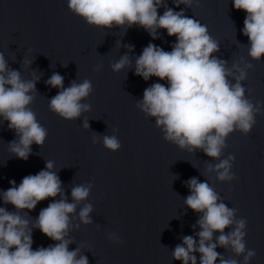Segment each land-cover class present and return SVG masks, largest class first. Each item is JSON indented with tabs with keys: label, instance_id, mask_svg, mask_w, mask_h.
<instances>
[{
	"label": "clouds",
	"instance_id": "9594fccd",
	"mask_svg": "<svg viewBox=\"0 0 264 264\" xmlns=\"http://www.w3.org/2000/svg\"><path fill=\"white\" fill-rule=\"evenodd\" d=\"M173 3L177 7L181 4L191 7L193 0H173ZM163 4L164 0H68L69 10L89 25L106 28L139 25L154 39L157 29H164L169 37H176L170 52L150 43L137 58V76L145 81L151 77L167 81V86L157 82L146 88L143 100L137 106L155 118L165 141L188 151L201 149L206 156L219 160L214 165L209 164L207 171H215L220 181H232L236 179L231 171L235 157H220L223 149L228 147V136L234 131L247 136L256 123V114L261 111L258 103L254 105L246 98L241 83L247 78L246 69L253 65L249 63L241 68L233 64L239 73L234 76L226 62L213 55L219 51V45L209 35L207 26L172 8H165L163 15H159L158 8ZM233 7L246 13L242 32L250 44L248 55L260 61L264 57V0H233ZM129 63L125 55L111 67L118 72ZM229 76H233L236 83H231ZM63 79L54 73L47 81L51 87L62 89L51 98L49 109L70 121L78 118L82 111L89 110L90 106L80 101L92 93L93 86L85 79L64 88ZM34 91L35 82L22 80L19 71L8 70L0 53V117L19 137L18 141L10 142V152L23 160L28 159L31 145L43 146L48 135L37 121L36 113L28 107L34 100L29 93ZM83 126L85 129L89 127L87 122ZM103 144L112 152L121 148L115 135L104 136ZM53 166L52 161H47L45 170L25 176L18 186L14 180L9 181L11 187L0 193L3 204H11L16 209L10 212L0 207V264H89L88 258L80 255L79 248L71 251L68 248L71 241L65 237L70 227L69 214L75 212L76 203H69L62 195V182L52 171ZM91 187H73V200L77 203L85 200ZM188 188L191 194L185 204L202 214L197 221L201 229L197 233L199 240L185 236L183 245L175 247L173 258L183 264H197L194 253L198 252L200 264H215L218 259L220 264H238L235 259L222 258L216 251L217 246H230L237 256L244 255V264H249L255 252L246 251V220L236 219V210L220 202L219 194L207 181L199 182L193 177L188 181ZM58 195L61 198L57 200ZM49 198L53 202L39 212L29 227L31 219L27 213ZM91 211V204L80 210L82 223L92 222ZM229 227L232 231L225 234ZM32 228H38L55 243L33 250ZM214 232L220 233L215 243L212 242Z\"/></svg>",
	"mask_w": 264,
	"mask_h": 264
}]
</instances>
